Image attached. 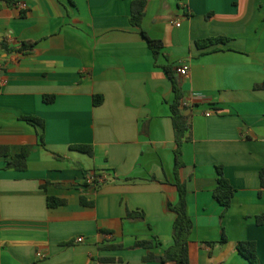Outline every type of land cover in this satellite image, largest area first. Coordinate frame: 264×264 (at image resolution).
I'll return each mask as SVG.
<instances>
[{
	"label": "crops",
	"instance_id": "1",
	"mask_svg": "<svg viewBox=\"0 0 264 264\" xmlns=\"http://www.w3.org/2000/svg\"><path fill=\"white\" fill-rule=\"evenodd\" d=\"M12 1L0 8V264H162L132 245L156 236L158 255L172 244L176 179L190 264H249L241 241L264 264V0H148L140 27L129 22L134 0ZM141 31L162 42L156 59ZM215 37L228 41L195 45ZM26 42L33 50L17 53ZM168 66L188 102L177 173ZM23 116L44 122L45 148ZM23 146L27 169H4ZM217 167L234 189L227 209L213 197ZM93 171L108 181L88 184ZM48 196L65 204L48 208Z\"/></svg>",
	"mask_w": 264,
	"mask_h": 264
},
{
	"label": "trees",
	"instance_id": "2",
	"mask_svg": "<svg viewBox=\"0 0 264 264\" xmlns=\"http://www.w3.org/2000/svg\"><path fill=\"white\" fill-rule=\"evenodd\" d=\"M148 0H134L130 6V16L129 22L133 27H140V23L145 14L146 3ZM1 3L5 5H12L14 2L12 0H0ZM24 16V12H21ZM141 35L146 41L147 47L152 52L153 58L156 59L163 49L162 42L159 40H154L149 38L144 32L141 31ZM228 40L223 37L206 38L204 40L197 41L195 43L196 47L199 49L207 48L217 44H224ZM35 43L26 42L22 43L15 51L20 54H27L31 52L34 48ZM165 72L172 83V90L174 94L173 102L170 105L172 128L174 132L175 139V173L182 166V144L185 140V134L189 129L188 116L182 115V111L187 109L185 105V98L183 92L181 91L171 68L165 67ZM43 101L45 103H52L54 101V96H44ZM102 103L101 96L93 97V104L99 105ZM21 119L32 126L38 128V141L39 145L45 148L43 142V131L44 122L34 116H23ZM70 149L84 153L88 156L92 155V148L89 145H72ZM31 147L23 146L20 151L12 156L4 165V169H13L15 171H25L27 169V158L30 154ZM1 154V150H0ZM55 158H60L57 154L53 153ZM93 176L92 186L98 188L101 184L106 183L108 180L101 173L93 171L91 173ZM260 187L264 190V169L259 172ZM175 185L178 192V201L176 204H167V209L175 214V219L172 225V244L162 250L161 254H154L151 249L160 246V243L156 236H153L150 240H139L134 242L132 248H142L147 250L144 255L143 260L146 262H159L162 264H190L188 257V241L189 235L192 231V221L186 211V189L184 184L180 183L178 179L175 181ZM234 195V189L224 177L223 170L221 167H217V184L213 190L214 199L222 206L227 209L230 206L232 197ZM82 204H86L81 198ZM46 204L48 208H55L63 206L65 200L56 198L53 196H48L46 198ZM125 218L131 220H144V214L140 210H125ZM255 223L257 225H264V214L255 217ZM224 241V239H223ZM102 249L116 250L121 249L122 246L117 245H105L101 247ZM236 250L244 259L248 261L249 264H258V258L256 254V246L254 242L241 241L236 245ZM103 261H113L104 260Z\"/></svg>",
	"mask_w": 264,
	"mask_h": 264
},
{
	"label": "built area",
	"instance_id": "3",
	"mask_svg": "<svg viewBox=\"0 0 264 264\" xmlns=\"http://www.w3.org/2000/svg\"><path fill=\"white\" fill-rule=\"evenodd\" d=\"M176 26H179V22H176L175 23ZM178 73L182 76L186 75L187 74V71H188V67L187 65H180V67H178L177 69ZM2 83L0 81V87H1ZM187 101L185 102V105H187ZM210 115V113H206V116ZM88 184H91L93 182V176L90 175L88 178H87V181H86ZM77 243H81L84 241V239L82 237H78L76 238L75 240ZM37 257L38 258H41L42 257V254H37Z\"/></svg>",
	"mask_w": 264,
	"mask_h": 264
},
{
	"label": "water",
	"instance_id": "4",
	"mask_svg": "<svg viewBox=\"0 0 264 264\" xmlns=\"http://www.w3.org/2000/svg\"><path fill=\"white\" fill-rule=\"evenodd\" d=\"M187 112H188V111H187ZM187 112H186V110H185V111H183L182 113L185 114V113H187Z\"/></svg>",
	"mask_w": 264,
	"mask_h": 264
}]
</instances>
